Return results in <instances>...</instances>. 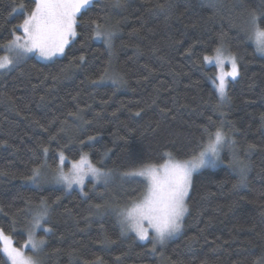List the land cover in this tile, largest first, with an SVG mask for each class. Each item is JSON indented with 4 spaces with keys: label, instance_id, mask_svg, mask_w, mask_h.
<instances>
[{
    "label": "trees",
    "instance_id": "16d2710c",
    "mask_svg": "<svg viewBox=\"0 0 264 264\" xmlns=\"http://www.w3.org/2000/svg\"><path fill=\"white\" fill-rule=\"evenodd\" d=\"M121 4L94 0L78 16L77 35L62 56L30 55L0 70V229L20 244L30 209L44 199L52 231L45 234L43 264H264V54L245 37L252 13L264 28V0ZM33 7V0H0V45ZM93 21L115 31L110 50L92 38ZM217 47L239 67L219 111L210 79L217 67L202 59ZM106 68L120 86L92 84ZM210 116L223 121L235 143L224 147L223 163L193 174L181 231L153 252L152 237L121 232L116 209L139 199L145 187L142 178L121 174L162 163L163 152L188 158ZM60 152L68 160L87 153L115 174L107 185L89 179L86 195L48 181L32 186L31 169L46 161L48 175ZM234 155L246 165L243 180Z\"/></svg>",
    "mask_w": 264,
    "mask_h": 264
},
{
    "label": "snow or ice",
    "instance_id": "6c2138e0",
    "mask_svg": "<svg viewBox=\"0 0 264 264\" xmlns=\"http://www.w3.org/2000/svg\"><path fill=\"white\" fill-rule=\"evenodd\" d=\"M33 4L34 7L27 12L22 23L12 30V39L0 45V48L11 53V56L0 57V70H9L10 67L19 65L29 54L46 60L62 56L77 35V17L89 11L94 6V0H33ZM112 6L122 7L121 0H113ZM24 7L20 5L21 9ZM92 23L95 29L92 38L97 41L102 40L110 50L115 31L102 29L94 21ZM17 32H22V35H17ZM245 37L253 42L257 52L264 54V28L259 26L255 13L250 14ZM79 59L83 62L84 57L81 56ZM202 59L206 64H213L220 69L210 78L220 100L215 106V110L219 111L229 99L227 95L229 80H235L239 75L237 60L236 57L226 54L222 47L214 49V55L204 56ZM225 63L230 65L229 71L223 70ZM106 81H111L116 86L123 83L117 75L109 74L106 68L104 75L98 80H93L92 84L99 86ZM201 133L196 150L188 158L181 159L172 152H163L160 157L162 163L144 162L139 168L121 174L123 178H142L145 185L139 199L130 201L124 208L116 209L121 232L134 233L137 239L147 241L151 230L155 242L153 252L156 250L155 244H163L181 230L184 216L188 211L186 200L192 188L193 174L201 169L215 168L223 163L222 150L226 145L235 143L223 130V121L217 125L211 116L208 117L207 124L201 127ZM92 140L94 137H89V141ZM42 152L46 158L48 149L45 147ZM104 155L107 156V152ZM58 159L59 165L52 173L51 180L56 184L64 185L66 191L76 185L81 194L86 195L83 188L87 177L90 176L95 183L102 182L107 185L115 174L112 169L106 170L104 167L95 166L87 153H81L78 160L71 161L68 172L63 168L66 159L63 152L58 154ZM233 163L239 167L243 180L246 165L235 155ZM47 167L46 161L38 167H33L31 175L26 177V180L32 186L39 188L49 178L43 171ZM95 207L99 209L100 205ZM29 214L32 219L28 225V238L23 247L30 245L31 250L38 253L42 251L45 240L35 238L36 230L42 228L45 234L52 231L50 227L45 226L49 216L47 201L42 199L35 209H30ZM9 241L10 238L0 229V245H2L0 253L5 257L4 264H39L37 260L26 256L20 248L11 246Z\"/></svg>",
    "mask_w": 264,
    "mask_h": 264
},
{
    "label": "rangeland",
    "instance_id": "374dc122",
    "mask_svg": "<svg viewBox=\"0 0 264 264\" xmlns=\"http://www.w3.org/2000/svg\"><path fill=\"white\" fill-rule=\"evenodd\" d=\"M77 19H78V17H77ZM76 32H77V28H76ZM17 35H22V32H20V33H16ZM12 39V38H11ZM66 50V49H65ZM30 55H32V54H29V56ZM230 55V54H229ZM4 56H11V53H9V52H7V51H5L4 53H3V55H1L0 57H4ZM28 56V57H29ZM38 57V56H37ZM58 57V56H57ZM39 59H41V60H44V61H50V60H46V59H42V58H40V57H38ZM54 58H56V57H53L52 59H54ZM51 59V60H52ZM13 67H10V69L9 70H11ZM9 70H1V71H9ZM220 69H218V67H217V72L219 71ZM224 71H229L230 70V65L229 64H227V63H225V65H224V69H223ZM222 152H223V150H222ZM89 156V155H88ZM66 158V157H65ZM221 158H222V153H221ZM89 159H90V157H89ZM91 160V159H90ZM71 161H76V160H68L67 158L65 159V162H64V165H63V168H64V171L65 172H68L69 171V169H70V167H71ZM91 162H92V160H91ZM93 163V162H92ZM94 164V163H93ZM95 166H97L96 164H94ZM97 167H99V166H97ZM107 170V169H106ZM54 172V171H53ZM53 172H50L49 171V173H48V182H50V183H52L53 185H61L62 187H64V185H62V184H56L55 182H53L52 180H51V175H52V173ZM89 179H91V180H93L90 176L89 177H87L86 179H85V182H84V187H85V185H86V182L89 180ZM94 181V180H93ZM95 183V182H94ZM102 183V182H101ZM96 184H98V183H96ZM73 188H78L76 185H73V187L71 188V189H73ZM79 189V188H78ZM84 189V188H83ZM46 227H49L48 226V224L47 225H45ZM181 231V230H180ZM179 231V232H180ZM178 232V233H179ZM4 233V232H3ZM178 233H176L174 236H176ZM4 235L5 236H7V237H9L10 238V244H11V246H13V247H16V248H20L21 249V251L22 252H24V254L26 255V256H30V257H32L33 259H35V260H37L38 262H39V264H43V249H44V246H43V249H42V251H39L38 253H36V252H33L32 250H31V247H30V245L28 246V247H23V245H24V243H25V241L27 240V238H28V232H27V235L25 236V238H24V240L19 244V243H17V242H15L14 241V239L10 236V235H7V234H5L4 233ZM152 232H151V230L149 231V238H151L152 237ZM174 236H172V237H174ZM172 237H170V238H172ZM35 238L36 239H44L45 240V243H46V235H45V232L43 231V229L42 228H40V229H37L36 230V232H35ZM170 238H168L166 241H168ZM165 241V242H166ZM164 242V243H165ZM157 245H160V244H158L157 243Z\"/></svg>",
    "mask_w": 264,
    "mask_h": 264
}]
</instances>
